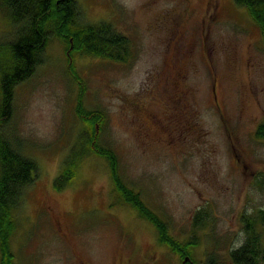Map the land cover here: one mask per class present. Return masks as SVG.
I'll return each mask as SVG.
<instances>
[{
	"label": "rangeland",
	"instance_id": "obj_1",
	"mask_svg": "<svg viewBox=\"0 0 264 264\" xmlns=\"http://www.w3.org/2000/svg\"><path fill=\"white\" fill-rule=\"evenodd\" d=\"M77 2L79 23L112 24L130 39L131 57L116 63L75 53L70 60L51 30L44 63L16 88L10 133L38 170L15 212V263L185 261L121 200L107 161L89 150L77 176L55 189L65 160L87 135L74 76L85 87L84 107L105 115L99 144L117 155L123 181L174 239L196 243L193 264H205L211 253L225 259L245 240L243 218L257 221L264 209V140L256 136L264 123L260 28L234 0ZM12 34L0 10V41ZM178 70L185 119L172 107Z\"/></svg>",
	"mask_w": 264,
	"mask_h": 264
},
{
	"label": "trees",
	"instance_id": "obj_2",
	"mask_svg": "<svg viewBox=\"0 0 264 264\" xmlns=\"http://www.w3.org/2000/svg\"><path fill=\"white\" fill-rule=\"evenodd\" d=\"M234 2L248 10L264 39V0ZM0 10L13 29L10 41H0V264H16L11 248L17 228L15 212L21 207L38 170L37 162L25 155L21 141L13 139L10 133L16 88L30 79L44 63L51 30L66 44L70 60L72 55L80 53L126 63L131 57V41L108 22L79 23L77 0H0ZM74 79L82 85L76 112L86 125L87 135L82 136L65 160L61 174L54 180L55 189L63 190L77 176L82 159L89 150L107 161L121 200L157 229L160 242L183 257L184 264H193L188 256L196 243L183 245L171 236L167 224L145 204L139 193L123 181L115 152L99 144L98 129L105 124V115L84 107L83 81L78 76ZM256 136L264 140V123L258 127ZM259 184L264 192V178ZM257 218V221L243 218L245 240L240 247L230 250L225 259L211 253L205 264H264V209L258 212Z\"/></svg>",
	"mask_w": 264,
	"mask_h": 264
},
{
	"label": "flooded vegetation",
	"instance_id": "obj_3",
	"mask_svg": "<svg viewBox=\"0 0 264 264\" xmlns=\"http://www.w3.org/2000/svg\"><path fill=\"white\" fill-rule=\"evenodd\" d=\"M174 76H175V78H174L173 82H174L175 86L176 85L178 86V87L176 86V88H178V93H177L175 99H172V104H173L172 107L176 106L175 107L176 109H174V111L178 112L181 116H183V119H185L186 117L184 115L185 110H184V105H183V99H184L183 95L184 94L181 90L182 89L181 84L183 82L184 74L180 70H178L177 72L174 73ZM188 125L185 124V127L186 128L191 127L189 122H188ZM81 264H85V263H81Z\"/></svg>",
	"mask_w": 264,
	"mask_h": 264
}]
</instances>
